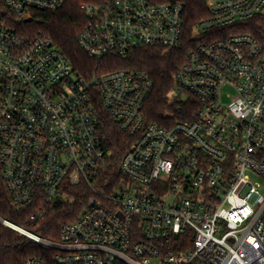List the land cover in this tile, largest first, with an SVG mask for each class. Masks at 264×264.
Masks as SVG:
<instances>
[{
	"label": "built area",
	"instance_id": "2783aa9c",
	"mask_svg": "<svg viewBox=\"0 0 264 264\" xmlns=\"http://www.w3.org/2000/svg\"><path fill=\"white\" fill-rule=\"evenodd\" d=\"M69 1L0 0L1 179L33 222L81 199L57 241L0 217L54 252L27 264H264V0H207L168 95L183 119L169 126L148 122V72L79 74L33 29ZM80 8L78 45L98 61L186 43L178 1ZM108 118L132 138L120 159Z\"/></svg>",
	"mask_w": 264,
	"mask_h": 264
},
{
	"label": "trees",
	"instance_id": "16d2710c",
	"mask_svg": "<svg viewBox=\"0 0 264 264\" xmlns=\"http://www.w3.org/2000/svg\"><path fill=\"white\" fill-rule=\"evenodd\" d=\"M84 1L86 0H70L65 7L56 12L37 13L31 25L36 31L41 30L54 39L57 47L70 59L79 74L91 75L94 72L120 68L148 72L155 83V90L146 109L148 122L169 126L173 122L172 119L174 121L183 119V114L178 111L181 104L177 100L171 101L168 95L175 88L173 75L185 62L189 50L197 42L191 37L193 27L210 15L207 0H153L155 2L178 1L184 5L186 22L184 47L164 51L160 47L138 46L133 48L126 58L108 57L102 61L88 56L77 42L78 32L86 21L85 14L80 8V4ZM250 30L257 34L258 26L254 24ZM182 105L187 104L182 103ZM187 110L186 106L184 111ZM106 133L113 152L120 159L132 143V138L122 132L110 118L106 123ZM80 200L78 198L74 205L60 203L52 208L41 221H30L32 208L17 210L13 207L10 194L1 179L0 167V217L33 231L47 240L59 239L60 226L72 217L73 208L80 207ZM53 254L52 249L44 247L0 220V264H27V261L34 257L51 260Z\"/></svg>",
	"mask_w": 264,
	"mask_h": 264
}]
</instances>
